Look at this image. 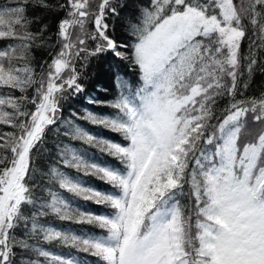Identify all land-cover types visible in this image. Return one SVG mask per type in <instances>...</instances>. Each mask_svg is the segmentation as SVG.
<instances>
[{"label": "snow or ice", "instance_id": "6c2138e0", "mask_svg": "<svg viewBox=\"0 0 264 264\" xmlns=\"http://www.w3.org/2000/svg\"><path fill=\"white\" fill-rule=\"evenodd\" d=\"M257 71L264 0H0V264H264Z\"/></svg>", "mask_w": 264, "mask_h": 264}, {"label": "trees", "instance_id": "16d2710c", "mask_svg": "<svg viewBox=\"0 0 264 264\" xmlns=\"http://www.w3.org/2000/svg\"><path fill=\"white\" fill-rule=\"evenodd\" d=\"M131 10V8H130ZM128 13H125V16H127ZM125 34V31L122 27H120V24L117 23V35L123 36ZM243 50L245 53L248 52V43L245 41L243 45ZM48 59L47 52L45 51H38L36 53V60L38 64H44L45 60ZM37 71H39V68H37ZM124 71L126 72V78L131 79L135 81L136 77L135 75L127 69V66H125ZM88 84V92L93 95L94 97L98 96L101 100H108L111 101L114 99V97L117 95V89L112 82L107 76H101L98 79L96 77H92L90 81H86ZM100 88H107L108 91H100ZM261 90H264V73H261L257 71L255 73L253 81L250 83V87L247 90V95H259V92ZM91 108L95 112L99 113H104V114H111L113 112V109L110 107L104 105V104H97V105H88L86 98H80L78 102L73 103L72 101H67L65 102V116L69 115L71 109H75L76 111L80 112L81 115L84 114V108ZM225 107V103L223 100L218 101L217 107H216V112L219 115L220 112L223 110ZM78 123L82 124L86 129H89L96 135H101L105 138H114L115 140L121 142V143H127L126 141H123V138L120 137L116 133H112L107 129H104L102 127H97L93 126L91 124H88L86 121H77ZM49 141L47 144L48 148H51L53 146V141H54V136L52 133H49ZM76 144L77 147H80L79 142H73ZM89 154L90 155H95L98 159L104 160V159H109L111 160V157H106L104 154L100 153L97 149H89ZM73 175L75 173L73 172ZM83 179L89 181L90 183L99 185L102 189L114 191V189H110L109 186L101 184L100 181L95 180V178L92 177H83ZM67 195V194H66ZM76 199V198H73ZM77 203L80 205L90 208L92 210L96 211H111L110 209H103L101 206H97L91 202H84L82 200H76ZM55 223L59 224L58 221H55ZM72 227L80 229L81 226L77 225H72ZM83 227H89V226H83ZM93 231L99 232V229H93ZM44 247L49 248L50 250L56 252L57 254H68L69 252H73V249H68V248H61L59 246H51V245H44ZM80 257L84 258L85 260H92L95 261L96 258L94 257H88L85 254H78Z\"/></svg>", "mask_w": 264, "mask_h": 264}]
</instances>
